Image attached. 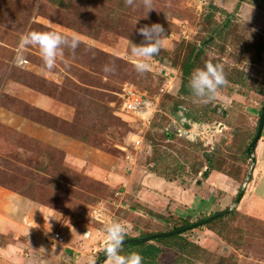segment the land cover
Segmentation results:
<instances>
[{
	"label": "rangeland",
	"instance_id": "374dc122",
	"mask_svg": "<svg viewBox=\"0 0 264 264\" xmlns=\"http://www.w3.org/2000/svg\"><path fill=\"white\" fill-rule=\"evenodd\" d=\"M239 1L155 0L156 11L147 14L124 0H63V7L54 0H0V192L15 196L0 209V264H89L100 258L104 228L114 221L140 237L169 231L149 210L187 225L204 218L199 210L209 217L220 205H234L251 170L244 150L264 105V0ZM214 6L221 10L215 11L220 29L213 34L206 16ZM154 23L164 27L163 49L174 60L153 57L149 72L140 75L130 47L143 40L137 29ZM28 30L76 34L81 44L75 57L66 52L67 67L58 59L56 69L46 71L38 47H19ZM210 36L215 42L202 60H218L227 79L218 98L205 103L216 112L208 120L201 113L187 119V109L174 116L179 64L192 45L200 47ZM109 63L114 74L103 71ZM238 72L243 75L235 85ZM126 86L151 102L150 122L119 105ZM193 122L204 123L203 141L173 130ZM255 156L252 181L233 207L236 215L184 233L197 245L192 255L179 260L177 251L165 248L161 264H264V130ZM209 159L219 169L209 177L222 174L224 191L233 197L219 187L210 200L196 198L188 207L186 198L197 196L193 189L203 184L209 185L208 198L212 185L202 173ZM28 202L33 208L25 212ZM55 233L63 241L54 248Z\"/></svg>",
	"mask_w": 264,
	"mask_h": 264
},
{
	"label": "clouds",
	"instance_id": "9594fccd",
	"mask_svg": "<svg viewBox=\"0 0 264 264\" xmlns=\"http://www.w3.org/2000/svg\"><path fill=\"white\" fill-rule=\"evenodd\" d=\"M124 3L128 7H143L147 14L150 11H156L155 0H124ZM137 32L143 37V40L139 44L132 43L130 53L138 58L134 65L135 71L140 75H144L151 68L149 60L162 50L166 35L164 27L158 23L150 26L144 25L137 29ZM80 44L81 40L78 35L66 36L53 30H28L21 34L19 41V47L21 48L28 46L39 48L43 68L46 71L56 69L58 59L62 60L67 67V60L63 59L66 52L75 57ZM103 71L105 74H114L116 71L115 65L112 63L106 64ZM226 84L224 66L206 61L203 68H196L192 72L188 87L194 102L211 103L218 98L220 90ZM104 232L106 236L103 249L106 257L104 264H143V257L139 253L121 254L127 235V227L124 224L114 221L105 226ZM53 247L55 248V242ZM89 264H96L95 259L89 260Z\"/></svg>",
	"mask_w": 264,
	"mask_h": 264
},
{
	"label": "trees",
	"instance_id": "16d2710c",
	"mask_svg": "<svg viewBox=\"0 0 264 264\" xmlns=\"http://www.w3.org/2000/svg\"><path fill=\"white\" fill-rule=\"evenodd\" d=\"M54 0L55 4H58L60 6H64L63 0ZM240 1H245V0H240ZM239 1V3H241ZM221 8H219L218 6H214L213 12L211 14H208L206 17V19L211 22H213V19L215 17V11H220ZM230 27V23L227 22L224 26L223 29H221L220 34H224L225 30L228 29ZM220 29V25L214 23V28L212 29V33H217V31ZM221 37L224 35H220ZM215 42V39L213 37L210 36L209 40L204 39V41L202 42L201 46L198 47L196 45H192L190 50L188 51L187 56L184 58L183 61L180 62L179 66L182 70V85H181V89L179 91V98L174 99L173 98V104H172V108L170 110V113H172V115L177 116V113L183 109H187V112H185V117L187 119H190L191 117H193V114H198L201 113L204 115V120H208L209 118L212 117V115L216 112L215 109L213 110H207L206 109V104H202V106H196L195 104H192L193 101V97L191 94V91L188 87L189 84V80L191 77L192 72L196 69V68H203V64L205 63L202 58H203V54L205 53L206 48L213 44ZM154 57L159 58V60H165L167 58L171 57V54L166 51L165 49L162 48V50L160 51V53ZM171 59L174 60L173 57H171ZM211 61V60H208ZM211 62L213 63H219L220 62L218 60H212ZM175 64H177V62L175 61ZM234 71H239V70H235ZM243 75L242 72H238V76L236 78V80L232 81L233 84H239L241 81V76ZM258 129V128H257ZM166 135H169V132H166ZM248 147L244 150V154L246 156V158H250V155L248 154ZM207 169L205 172L202 173L203 177L205 178H209L211 171H219V169L214 168L213 163L211 162V160L209 159L207 162ZM252 181V176L250 177V181ZM241 188L239 189L238 192H240ZM239 194V193H238ZM238 196V195H237ZM237 196L234 198V201L237 199ZM200 201H205L204 199H198ZM194 208L196 209V203L194 205ZM198 210V209H197ZM219 210H221L219 208ZM218 210V211H219ZM216 211V212H218ZM200 215L204 216V218H201L199 220L205 219L208 216L205 214L204 211H200ZM216 212H211L210 214H214ZM237 213V208L233 209L231 212L226 213L223 216L217 217L209 222H206L204 225L201 226H197L193 229L199 228V227H203V226H207V227H211L212 224L216 223L219 220H222L226 217L229 216H234ZM148 215L158 221H160L161 223L165 224V226L168 227V230H174V229H178V228H182V227H187L188 225L192 224V223H188L187 225H179V218L174 216V215H164V214H159V213H155L153 210H149L148 211ZM178 221V222H177ZM193 229H186L184 232L179 233V234H175V235H170V236H164V237H157L154 238L151 242H140V243H128V244H124L123 245V251L121 254L127 255L128 253L131 252H136L139 253L142 257H143V264H161V257L162 255L165 253V248H169V249H173L175 251H177L180 255H179V260L183 259L180 257H183V255H187L190 256L192 255V253L194 252V250L197 248V245L186 239L184 236V233L188 232V231H192ZM165 231V230H164ZM153 233V232H151ZM151 233H146V234H141L140 237L149 235ZM131 236H129L128 234L126 235V238H129ZM125 238V239H126ZM70 253H73L71 250H69ZM104 251H102V253L100 254V256L104 255ZM177 264V263H176Z\"/></svg>",
	"mask_w": 264,
	"mask_h": 264
},
{
	"label": "built area",
	"instance_id": "2783aa9c",
	"mask_svg": "<svg viewBox=\"0 0 264 264\" xmlns=\"http://www.w3.org/2000/svg\"><path fill=\"white\" fill-rule=\"evenodd\" d=\"M121 101L119 105L130 113H140L142 117L147 119V122H150V117L152 115V109H150L151 102L146 98L145 94L141 93L137 89L132 86H126L121 95ZM185 124V123H184ZM175 125L173 130L178 133L179 137L187 138L190 141H196L199 137L200 139L203 137V131L205 129V125L199 124L198 122H193L192 126L185 127V125ZM199 124V125H198ZM201 130V131H200ZM202 132V133H200ZM202 136V137H201ZM203 141V139H201ZM137 143H139L137 141ZM91 230H87L84 234L85 238L90 237ZM52 241L59 243L63 241V237L60 233H55L52 235Z\"/></svg>",
	"mask_w": 264,
	"mask_h": 264
},
{
	"label": "water",
	"instance_id": "95a60500",
	"mask_svg": "<svg viewBox=\"0 0 264 264\" xmlns=\"http://www.w3.org/2000/svg\"><path fill=\"white\" fill-rule=\"evenodd\" d=\"M186 127H189V125L186 124ZM264 130V105L262 107L261 110V114H260V120H259V124H258V129H257V133L255 135V137L253 138V140L251 141L249 147H248V154L251 156V160H252V166H251V170L250 173L248 174V176L245 178V181L241 187V190L237 196V199L234 202V205L232 207H228L226 209H221L218 212L212 214L211 216L196 221L190 225H188L187 227H182V228H178V229H174V230H169V231H160V232H154L151 233L149 235L143 236V237H129L126 238L124 241V244H128V243H140V242H151L154 238L157 237H164V236H170V235H175V234H179L184 232L186 229H193L197 226H201L204 225L206 222H209L217 217L223 216L226 213L230 212L234 206H236L243 198L244 194H245V190L246 187L249 183V179L254 171L255 165H256V147H257V143L259 142L260 138L262 137V133ZM106 257L105 254L100 256V258H98L96 261V264H103L105 261Z\"/></svg>",
	"mask_w": 264,
	"mask_h": 264
},
{
	"label": "crops",
	"instance_id": "0c3cea01",
	"mask_svg": "<svg viewBox=\"0 0 264 264\" xmlns=\"http://www.w3.org/2000/svg\"><path fill=\"white\" fill-rule=\"evenodd\" d=\"M217 5H219V4H217ZM220 7V6H219ZM210 179H209V183H211L210 185H212L211 186V188L209 189V192H208V198H206V196H205V194L207 193V192H205L207 189V187H209V185L208 184H203V186L201 187V186H199V188H195V189H193V191L195 192V193H197V196H196V194H194L193 195V197L191 198V197H189V198H186V200H187V202H186V205L188 206V207H192V204L194 203V201H195V199L196 198H200V199H209L210 200V197L211 196H214V190L215 189H217V190H219L221 187L223 188H221L222 190H220L221 192L223 191V192H225L224 190H226L224 187H226V179L224 178V176L222 175V174H220V173H218V172H216V173H214V175L213 176H211V177H209ZM260 181H262V177H261V179H260ZM260 183V182H259ZM214 187V188H213ZM220 187V188H219ZM257 186H255L254 185V188H256ZM189 191V190H188ZM225 193H227L228 195L226 196L228 199H230V198H232L233 196V192H232V190H228V192H225ZM255 193H256V191H254V192H252L251 193V196L254 194L255 195ZM2 195H4V196H2ZM250 196V197H251ZM12 197H15V196H10V194H7V193H5L4 191L3 192H0V209H1V205L2 204H4V201L5 200H7L6 198H12ZM215 199H218V197H215ZM220 199V198H219ZM259 199H261L262 201H264V195H262V196H259ZM15 202H17V201H15ZM18 202L20 203V204H23L20 200H18ZM216 203V202H215ZM219 206V205H218ZM220 207V209L223 207V206H219ZM33 207H32V204L31 203H26V204H24V210H25V212H29V209H32ZM7 211L8 212H10V210H9V207L7 208ZM26 217V216H25ZM27 218V217H26ZM3 218H2V214H0V228H2V226H1V221H3L2 220ZM4 222V221H3ZM2 231V230H1ZM6 250H7V253H10V254H12V252H10V251H13V250H11L10 248H5ZM0 250H3L2 248L0 249ZM14 252V254L16 253L15 251H13ZM86 257H87V259L88 258H90V256H87L86 255Z\"/></svg>",
	"mask_w": 264,
	"mask_h": 264
}]
</instances>
